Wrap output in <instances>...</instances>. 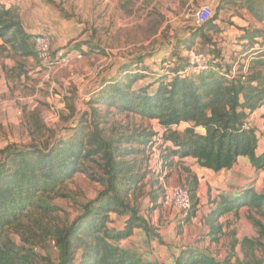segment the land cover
I'll use <instances>...</instances> for the list:
<instances>
[{"label":"trees","instance_id":"obj_1","mask_svg":"<svg viewBox=\"0 0 264 264\" xmlns=\"http://www.w3.org/2000/svg\"><path fill=\"white\" fill-rule=\"evenodd\" d=\"M234 7L247 9L264 24V0H220L212 18L188 28L187 39L174 37L167 56L157 58L154 51L131 55L119 64L114 77L100 78L71 134L47 140L43 146L31 142L0 148V264H49L50 258L38 251L48 244L58 250L56 264H243L234 261L233 254L218 259L195 244L182 245L170 263L146 259L121 245L136 228L161 240L146 216L160 205L159 199H165L159 180L162 171L153 172L150 166L154 149L160 148L166 165L174 157H192L200 167L219 172L231 169L244 156L256 171H264V144L249 123L251 114L264 109V27L241 28L237 43L242 50L226 56L214 38L224 37L216 20L223 10ZM33 37L18 7L0 2V58L34 57ZM197 40L213 48L209 53L217 64L198 75L180 77L177 72L187 64L180 51L191 49ZM83 44L88 43L73 49H82ZM238 51L241 55L235 57ZM149 58L157 63L147 65ZM70 107L76 112L74 104ZM109 112L154 120L160 129L139 126L112 136L106 125ZM38 122L42 125L39 118ZM181 124H186L182 131L174 128ZM78 173H85L100 189L72 221L62 223L60 207L53 200L70 196L67 185ZM199 185L198 176L190 175L185 187L192 206L186 214L179 211L185 222L197 215ZM147 198L144 211L141 201ZM212 202L207 218L212 241L224 234V216L248 207L262 218L251 216L264 247V190L245 185ZM113 214L125 218L121 228L111 225ZM236 247L234 240L231 248Z\"/></svg>","mask_w":264,"mask_h":264},{"label":"rangeland","instance_id":"obj_2","mask_svg":"<svg viewBox=\"0 0 264 264\" xmlns=\"http://www.w3.org/2000/svg\"><path fill=\"white\" fill-rule=\"evenodd\" d=\"M205 4H208L205 0H16L15 6L18 7L19 14H22L20 16L27 27L36 34L33 37L34 50L35 36L40 34L39 31L51 27L49 30L51 35H47L51 40L55 63H44L37 54L34 57H19L17 61L10 57L4 60L0 58V73L3 71L1 68L3 64H6L8 70L6 78L3 79V75H0V148L10 144L25 146L31 142L43 146L47 140L71 134L73 125L80 120L84 109L73 112L70 104L86 108L83 97L96 80L105 76L106 72L122 63L128 56L154 51L158 54L157 58H160L169 53V41L180 33L177 31L178 25L172 21L173 17L179 16L184 9L182 16L184 20H192L193 10ZM230 9L237 18L232 20L231 14L227 12L228 27L232 25L235 26L234 30H237L240 26L238 22L241 20L249 27H264V24L258 23L247 9L235 7ZM90 29L93 30L91 40H89L91 34H88ZM171 30L174 33H171ZM238 37L239 34L233 41L221 35L214 36L217 46L223 49L226 56L235 50H242V45L237 43ZM87 41H92L94 45L98 44L93 53L90 51L86 53V48L71 53V46ZM192 48L208 53L213 49L199 40ZM81 51L82 58L75 57L76 52ZM239 51L235 57L241 55ZM58 52H62L64 54L62 58L66 57L67 60L58 61L56 59V56H60ZM180 53L185 56L183 50ZM242 54L245 56L246 52L243 51ZM146 62L147 65L157 63H151L152 58ZM263 110L258 111L251 121V125L260 134L261 144H264ZM36 117L40 119L42 125L36 123ZM106 125L112 136L139 126L152 130L160 129L154 120L111 112L107 114ZM185 126L186 124H181L174 128L182 131ZM159 149H154L152 154L150 166L153 172H160L164 167L165 155H162ZM248 162L240 164L239 171L242 173H237L240 178L239 186L252 185L261 192L264 190V171H256ZM177 171L181 173L179 169ZM201 177L198 197L200 200L206 199L203 203L205 205L208 204V200L211 202L222 194L232 195L231 189H236L233 186L224 189L221 184L225 178L232 177L231 173L208 172ZM151 178L146 190L151 185ZM159 178L163 194L173 186L186 185L182 183L181 177L173 186L168 184V179L163 174L159 175ZM67 187L69 197H57L53 200L60 207L58 215L62 223L72 221L80 213L82 206L97 195L100 184L92 181L85 173H78ZM144 202L143 199L141 204L145 211L147 203ZM251 216L262 219L256 210H250L248 207L241 208L237 214L230 213L221 219L224 234L218 242L209 241L208 237L200 235L194 244L218 259L233 254V260L239 259L243 264H264V247L259 244L258 229ZM12 237L16 242H20L19 235L13 234ZM234 240L237 247L233 251L231 246ZM247 240L254 243L251 244ZM38 251L50 258L49 264L58 262L59 253L54 246L48 244L45 248L40 247ZM141 254L143 257L146 255L142 252Z\"/></svg>","mask_w":264,"mask_h":264},{"label":"crops","instance_id":"obj_3","mask_svg":"<svg viewBox=\"0 0 264 264\" xmlns=\"http://www.w3.org/2000/svg\"><path fill=\"white\" fill-rule=\"evenodd\" d=\"M205 1L207 3H210L211 5H213L215 7V10L218 8V5L220 4V0H218L217 4H215V2H212V0H210V1L205 0ZM0 2L5 4L6 6H10V5H15L16 0H0ZM227 12H229V14H231L232 20L237 18V16H234V14L232 13L233 12L232 9L223 10L221 12V15L219 16V18L216 20V23L222 29V35H224V38H227L229 40L234 41L236 35L240 34L242 32L241 28L249 27V26H247L246 22H244V21H243L244 23H242V20H241V22H238V24L240 26H238L237 30L236 29L234 30L235 26L231 25V27H228L227 26L228 22L226 20V13ZM183 14H184V9L181 12V14H179V16H175L172 19L173 23H175V25H178V27H179L178 28L179 30H177L180 32V33H178V36H180V35L184 36L185 34H187L188 28L190 26H193V19L192 20H184V17H182ZM20 15H22V14H20ZM21 19H22V17H21ZM22 22H23L26 30L29 33L33 34V36L36 35L33 31L30 30V28L27 27V25L23 19H22ZM50 29H51V27L49 26L48 30H45V31L41 30V31H39V33H46L48 35H51V32H49ZM92 31H93L92 29H90L88 31V34L89 33L91 34L89 36V40L93 39L92 38L93 37ZM170 32L174 33L173 30H171ZM53 39H54V37H53ZM173 40H174V38H173ZM172 41L171 42L169 41L168 46H171V44L173 43ZM0 43H2L1 39H0ZM87 43L88 44L82 45V49L86 48L88 51V47H89V49L92 50V48H91V45H92L94 48L92 51V53H93L95 51V49L98 47V44L94 45V43H92V41H87ZM77 45H75V46H77ZM71 48H72V49H70L71 53L78 50V49H73L74 46H71ZM81 52H76V54L81 53ZM76 54H75V56H76ZM4 58H9V57H2V60H4ZM4 65L6 66V64H4ZM118 67H119V64L116 65L115 67H113L110 71L106 72L105 76H102V77H104V78L114 77L117 73ZM1 68L3 71L0 73V75H3L2 78L4 79L7 77V75H6V72L4 71L2 66H1ZM6 68H7V66H6ZM102 77H100V78H102ZM99 79L96 80V82L94 83L92 88L83 97L84 102L93 93V91L98 87V80ZM75 107L77 110H82V109L85 110L86 109L82 105H76L75 104ZM258 111H261V109L257 110L253 114H251L250 119H249L250 124H251V121L254 119V117ZM172 160H173L172 163H170L169 166H167L166 165V164H168L167 161L165 160L166 162H164V159H163L164 167L161 169L162 174L167 177L168 184L170 186H173L174 182H176V180L179 179L180 177H181L182 183L186 184L190 178V175L196 174L198 176V179H199V184H200L199 189H200L201 181H202L201 176L204 173H208V172L216 173L215 171L200 167L197 164L196 159L192 158V157H185L182 159H180L178 157H174ZM244 161L248 162L249 159L247 157L241 156V157H239L237 163L231 169L221 170L222 173L228 172V173L232 174V177L225 178V180H223V182L221 183L224 189H229L232 186L237 189V187L240 184V180H239L240 178H239V175L237 173H239V174L242 173V171L240 172L239 170L241 168L240 164L243 163ZM178 169L181 171L180 174L177 171ZM162 178L163 177H161V179ZM165 186H166V184H164V187ZM243 186H245V184L239 186L238 190H239V188H241ZM236 189H231V191H233V194L236 192ZM198 195H199V191H198ZM147 201H149L148 198L146 199L145 203H147ZM205 201H206V199L200 200L198 210H197V215L194 218H192L191 221L185 222L184 221V215L181 212L174 209L170 205L166 204V202L163 201V198L159 199L158 202L160 203V205L158 207L152 209L151 211H149V213L146 214V216H147V218H149V220H150L151 224L153 225V227L155 228L156 232L160 235L161 240H159V238H149L148 236H146V234L144 233V231L142 229L136 228L134 230L133 235H131L127 239H124L121 241V245L125 248L134 249V250L139 251L140 253L142 252V253L146 254L144 256L148 259L157 260L158 262L170 263L172 261L173 257L179 252L180 247L182 245H188V244L196 243L194 241L200 235H205L206 237H208L209 241H212L211 238L208 236V234L210 232V224L208 223L207 218L212 211L213 202L212 201L210 202V200H208V204L205 205V204H203ZM202 205H204V206H202ZM112 219H113L112 226L121 228L124 225V221H125L124 217L118 216L117 214H113ZM147 255H150V256L147 257Z\"/></svg>","mask_w":264,"mask_h":264},{"label":"built area","instance_id":"obj_4","mask_svg":"<svg viewBox=\"0 0 264 264\" xmlns=\"http://www.w3.org/2000/svg\"><path fill=\"white\" fill-rule=\"evenodd\" d=\"M218 0H212L217 2ZM215 14V7L210 3L202 5L193 10V25L201 26L212 18ZM35 47L37 57L44 63H55V58L52 57V44L50 37L45 33H40L35 37ZM60 56H56L58 61L63 59L66 61V57L62 58L64 54L58 52ZM82 53H77L75 57L82 58ZM187 58L186 66L177 72L180 77H188L191 75H198L202 72L213 69L217 64V60L213 55L208 52L200 51L197 48L188 49L185 52ZM236 67L234 68V70ZM164 201L178 211H182L186 214L192 206L190 193L185 186H173L165 193Z\"/></svg>","mask_w":264,"mask_h":264},{"label":"water","instance_id":"obj_5","mask_svg":"<svg viewBox=\"0 0 264 264\" xmlns=\"http://www.w3.org/2000/svg\"><path fill=\"white\" fill-rule=\"evenodd\" d=\"M218 3V1L217 2H215V4H217Z\"/></svg>","mask_w":264,"mask_h":264}]
</instances>
